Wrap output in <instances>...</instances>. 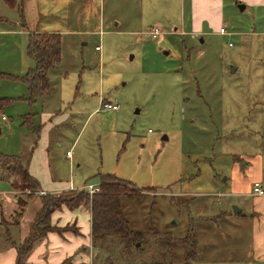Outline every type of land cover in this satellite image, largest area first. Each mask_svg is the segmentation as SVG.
Wrapping results in <instances>:
<instances>
[{"label": "rangeland", "instance_id": "rangeland-1", "mask_svg": "<svg viewBox=\"0 0 264 264\" xmlns=\"http://www.w3.org/2000/svg\"><path fill=\"white\" fill-rule=\"evenodd\" d=\"M258 1L223 0L218 23L192 34L190 0H0V154L26 165L45 134L47 169L61 181L50 183L43 171L50 188L99 184L107 173L150 187L120 196L142 237L126 247L119 238L93 245L101 264H187L190 245L179 239L188 233L196 243L188 264H264L249 258L253 200L233 194L252 193L249 178L264 166ZM154 26L157 38L147 35ZM35 31L59 35L60 58L46 72L51 91L32 102L23 76L35 66L27 52ZM14 190L27 200L41 188L18 182ZM233 205L241 209L234 224L243 227L218 216L235 213Z\"/></svg>", "mask_w": 264, "mask_h": 264}, {"label": "crops", "instance_id": "crops-1", "mask_svg": "<svg viewBox=\"0 0 264 264\" xmlns=\"http://www.w3.org/2000/svg\"><path fill=\"white\" fill-rule=\"evenodd\" d=\"M190 2V25L192 34L201 33V24L203 22L211 25L218 23L221 17L223 0H190ZM248 3L251 4L254 2L250 0ZM220 27L223 26L219 25L218 31ZM40 140V144L36 141L35 145L32 146V155H30L26 167L30 174L39 181L41 190L45 192H60L75 188L71 184L69 186L66 185L65 188L57 186L62 189H56V187L50 188L44 182L43 171L46 172L50 183L58 184L61 181H56L54 173H51V170L47 169H50V163L45 153L48 138L44 134L39 137L38 141ZM35 152L36 154L42 155V159H38L40 162L37 159L34 161L36 156ZM247 164V161H243V167H246ZM249 166L250 163L248 164ZM263 176L264 166H262L261 172L257 176H252L249 180L253 182L260 181L259 179H262ZM1 179L3 180V178ZM5 180H7V186L0 189V264H17L19 259L17 248L21 247L25 239L31 234L32 225L42 207V199L39 193H37V196L28 198L27 204L20 212L21 207L17 203V193L11 186V180ZM239 193L241 196H249L253 200L251 206L247 208V225L250 227L249 258L253 263H263L264 195H253L249 188L236 191L233 194ZM78 208L79 206L71 209L62 204V206L51 212L50 222L52 225L57 227L71 226L73 229H66L61 232L50 230L42 236H39L33 242L29 251L21 257L26 264H79V262L83 261L85 263L88 262L87 264L89 262L90 264H101V260L94 259L96 250L91 239L89 208L87 211L83 210L84 214L82 215L79 214L81 211ZM238 213L240 212L236 211L233 213L232 211L222 209L218 212V216L221 215L223 218H227L232 224L231 227H243L242 223L238 222L237 225L234 224L236 218L240 216H237Z\"/></svg>", "mask_w": 264, "mask_h": 264}, {"label": "trees", "instance_id": "trees-1", "mask_svg": "<svg viewBox=\"0 0 264 264\" xmlns=\"http://www.w3.org/2000/svg\"><path fill=\"white\" fill-rule=\"evenodd\" d=\"M28 54L35 60V66L30 68L23 76L29 93L30 101L38 96L47 95L51 91V85L46 76L48 68L54 67L60 58V38L57 33L32 32L28 42ZM104 102V101H102ZM0 161H3L0 170V178L11 180V186L15 189L19 182L24 189H40L39 181L30 174L26 165L20 161L17 155H2ZM150 187L138 188L129 181H124L113 174L102 175V180L98 184V190L89 194L85 188L68 189L62 192L63 196H53L57 192H47L41 195L42 207L39 210L35 222L32 225V232L17 248L20 261L22 255L27 253L33 242L45 234L47 231L56 230L58 232L66 230V227H57L50 222V214L53 210L64 204L69 208H76L86 205L90 211L91 217V239L93 245L99 246L105 240L119 238L125 247L130 243L136 242L142 237L139 231L132 229L128 219L125 217L120 203L122 194L133 195L135 197L142 194V190ZM17 195V203L20 205V212L27 204V200L21 199ZM181 242L189 243L190 249L187 255V264L196 256V243L190 238L188 233L179 239ZM25 264V262H24Z\"/></svg>", "mask_w": 264, "mask_h": 264}, {"label": "built area", "instance_id": "built-area-1", "mask_svg": "<svg viewBox=\"0 0 264 264\" xmlns=\"http://www.w3.org/2000/svg\"><path fill=\"white\" fill-rule=\"evenodd\" d=\"M162 33V30L158 26H154L152 29L147 31V35L151 36L152 38H157ZM219 33L225 34L226 29L224 27H220ZM96 49H99V46H95ZM101 105L105 108H111V109H118L119 104L110 102V101H104L101 103ZM4 118V117H3ZM66 155L71 156V152L68 150L66 151ZM83 188H86L89 194L94 193L98 190V184L95 183H88V185H84ZM39 194H45L46 192L44 190H39ZM252 194L256 196L264 195V188L261 183V181H254L252 184Z\"/></svg>", "mask_w": 264, "mask_h": 264}, {"label": "water", "instance_id": "water-1", "mask_svg": "<svg viewBox=\"0 0 264 264\" xmlns=\"http://www.w3.org/2000/svg\"><path fill=\"white\" fill-rule=\"evenodd\" d=\"M237 6L239 7L240 10H243L245 8V4L244 3H238ZM166 52V51H165ZM167 53V52H166ZM235 66L231 65L230 66V70L231 71H235ZM240 209L238 207H236V205L233 206V211L236 212V211H239Z\"/></svg>", "mask_w": 264, "mask_h": 264}]
</instances>
